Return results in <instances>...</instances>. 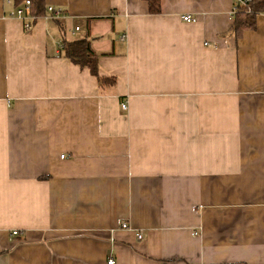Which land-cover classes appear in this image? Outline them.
I'll list each match as a JSON object with an SVG mask.
<instances>
[{
    "label": "crops",
    "instance_id": "obj_1",
    "mask_svg": "<svg viewBox=\"0 0 264 264\" xmlns=\"http://www.w3.org/2000/svg\"><path fill=\"white\" fill-rule=\"evenodd\" d=\"M241 2L46 0L64 16L27 31L0 0V264H264V13L236 36Z\"/></svg>",
    "mask_w": 264,
    "mask_h": 264
},
{
    "label": "trees",
    "instance_id": "obj_2",
    "mask_svg": "<svg viewBox=\"0 0 264 264\" xmlns=\"http://www.w3.org/2000/svg\"><path fill=\"white\" fill-rule=\"evenodd\" d=\"M27 0H13L15 8H19ZM149 4L151 14H160L162 12L161 0H146ZM31 5L28 15L33 17V23L39 16H44L47 11L46 0H30ZM264 13V0H251L245 7L237 6L234 15L235 20L232 30L239 36L245 30H253L257 27V16ZM30 31V30H29ZM62 49L65 57L69 58L75 64L82 67H88L91 73L98 77L103 86L115 84L112 77H102L98 68V55L92 49L91 41L87 38L79 40H62Z\"/></svg>",
    "mask_w": 264,
    "mask_h": 264
},
{
    "label": "built area",
    "instance_id": "obj_3",
    "mask_svg": "<svg viewBox=\"0 0 264 264\" xmlns=\"http://www.w3.org/2000/svg\"><path fill=\"white\" fill-rule=\"evenodd\" d=\"M10 3H12V0H6ZM251 0H242L241 5L242 7H245ZM31 2L30 0H27L25 3H23L22 6H20L19 8L15 9L12 12V16L14 17H18L20 19H24L25 21V29L27 31L32 30L34 23H33V17L28 15V11L30 8ZM237 8L234 9V11H236ZM48 18L51 19H60L64 16V10L60 7H55V6H47V15ZM183 20L186 22H195L196 19L192 16V15H184L183 16ZM77 30H79V27L76 28ZM121 108L122 110L126 111L129 109V104L128 102H123L121 104ZM122 227L127 229L129 228L127 223L122 224ZM14 235L18 234V231H14L13 232ZM138 238L142 239L143 235L141 233H138ZM108 264H115V260L113 258H110L108 260Z\"/></svg>",
    "mask_w": 264,
    "mask_h": 264
}]
</instances>
